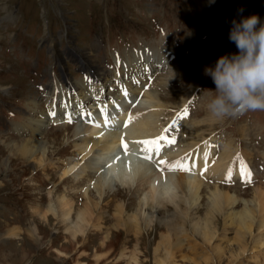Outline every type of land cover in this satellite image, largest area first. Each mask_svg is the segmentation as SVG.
I'll list each match as a JSON object with an SVG mask.
<instances>
[{"label": "rangeland", "instance_id": "obj_1", "mask_svg": "<svg viewBox=\"0 0 264 264\" xmlns=\"http://www.w3.org/2000/svg\"><path fill=\"white\" fill-rule=\"evenodd\" d=\"M240 8L243 9L244 17L255 14L264 23V0H215L214 3H210V0H0V264H132L136 254L135 249L138 250L135 264H158L157 259L160 258V253H156V248L160 243L161 234L157 233L154 236L156 231L144 226L141 227L140 233L136 234L125 229L116 232L114 229L115 217L113 215L116 202L130 206L131 213L135 214L138 208L137 202L143 198L142 196L139 200L135 199L137 197H132V191H128L126 195H122V192L116 194L119 189L123 188L119 182H114V191L111 192L115 193L114 195L108 196L109 193H107L103 197L105 203L109 204V208L103 206L105 214L102 233L88 229L85 237L76 242L71 241L66 235V226L60 220L50 216L49 222H43L39 219V214L34 211L46 210L51 199L55 200L59 195L66 196L73 199L76 204L77 211L72 219L76 222V216L84 202L83 190L90 179V176L89 178L80 176L81 180L74 182L70 174L62 180V173L69 166L77 164L76 171L79 172L84 167L81 155L74 153L73 141L76 143V139L71 138L68 131H73L74 127L81 123L84 128L86 122L82 120L73 126L48 127L52 113H54L53 119L61 122L66 118L67 120L73 118L76 112H71L70 107L67 108L63 104L60 110L52 108L50 102L52 112L50 116H45L47 113L44 107L47 98L37 85L44 86L55 68L60 72L59 75L69 85H72V91H79L78 96H82L79 100H84L85 97L88 99L89 94L97 89L112 88L114 91L112 96L116 97V101L112 103L108 101L107 104H117L123 108L122 112L116 109V113L123 122L126 117L125 110L132 105V100L139 103L142 98H139L140 93L143 96L145 92L151 91L146 89L142 91L135 86L133 91L126 95L123 94L122 100L125 101L129 96L131 98V104L125 103L127 107H123V101L118 98L117 91L122 92L120 88H125L126 81H132L129 78L131 74L137 73L140 68L141 71L146 72L142 70L141 63L134 67L131 63V67H126L128 61L133 62L139 59L142 56L140 51L145 48L130 49L144 42L150 44L156 42L151 51L152 55H149L150 58L154 57L155 64L169 62V56L165 54L162 57L161 54H164L163 47L167 52L172 45L170 43L157 45V36L160 35L156 26L165 33H172V31L179 33L180 28L184 33L181 37L184 46L192 49L190 56L184 58V61H179L181 64L177 66H174L173 62L169 64L171 68L156 65L160 67V73H157L156 81L152 78L149 87L152 89L155 84V88L160 86L163 88L162 95L156 90V94L164 105L161 119L164 115L169 116L167 107L176 108L190 101L187 108L194 111L195 119L190 117V112L186 117L181 114L178 119V121L190 123L184 125L191 129L188 130V137L186 139L183 137V143L205 140L216 150L212 145L213 140L224 135H231L225 138L219 153L215 151L212 154V159L225 150L224 145L229 141L233 142V149L242 150L239 157L247 159L249 170V160L254 155L253 162L256 166L253 167L251 164L254 177L250 181L253 184L247 183L242 178L225 179L222 184H219L221 180L215 183L213 178L207 179L202 193L204 199L196 215L201 220L207 216L208 200L206 197L209 188L213 189L217 186V188L232 191L238 195L241 203L235 207L236 211L244 208L242 201L251 202L254 199L252 196L257 188L264 190V162L259 159V151L264 150V145L261 143L258 146L255 145L260 140V133L264 136V110L261 116L249 117L248 115L247 119L246 116L216 118L208 112L205 94L202 92L205 89H215L212 79L209 77L211 84L209 88L196 83V80L204 74L205 66L214 65L220 56L237 51L236 45L229 40V32L232 20L241 19L237 13ZM173 36L172 44L174 45L175 34ZM200 37H203L201 41ZM90 41L93 42L90 43ZM98 45H102L100 47L102 52L98 49ZM116 47L123 54L126 53L125 49L128 50L120 69H115L114 66ZM81 51H86L89 55L91 54V57H86L83 53L80 55ZM108 52L112 54V57H109ZM53 54H56V58ZM117 60L118 63L121 62L120 59L117 58ZM176 61L178 60L174 62ZM72 62L81 67H90L93 73L99 74V78L102 77V81L81 86L82 81H77L81 77L79 74L81 71L79 67H72ZM67 64H69L68 67ZM181 70L184 71L181 73ZM107 71L110 79L107 77ZM151 73L137 75V77L141 79L148 77L149 80ZM133 85L127 86L132 87ZM88 86H94L89 93L86 89ZM143 86L146 88V84ZM195 87L201 88L197 94ZM52 89V95L60 90L55 83ZM49 94L50 92L48 96ZM61 101L64 102V100ZM86 111H83V114L87 118ZM57 112L63 115L57 116ZM41 116V119H45L46 122L43 126L31 125L33 120L40 119ZM196 121L204 122L199 127L193 128ZM230 122L233 123L232 129L225 126V123ZM256 122L258 123L256 126L250 124ZM16 123L31 125L29 128L32 134L16 130L13 125ZM237 127H239V134L243 136L238 135V137L250 147L241 149V144L236 143L239 139L236 136L234 138L231 132ZM62 129L68 131H62ZM98 132V128L91 131L89 142L96 143L100 135ZM186 133L187 130L183 134L186 136ZM201 134L203 136L200 138L198 135ZM206 136L215 137L205 138ZM29 140L46 143L48 160L46 159L45 163L40 165L38 162V159L42 158L40 152L35 156L37 160L22 158L23 145ZM95 150L97 148L91 155ZM202 150L197 148L196 152L202 155ZM241 153H245L247 157L242 156ZM127 159L129 158L123 156L120 161ZM237 161V156L234 154L231 162L234 164ZM243 161L246 162L244 159ZM85 166L88 170L89 165ZM238 173L236 170L235 177ZM91 192L92 197L98 200V195L93 190ZM133 198L137 200L136 203L132 200ZM109 201L116 202L112 204ZM160 209L159 211H148L153 223L166 221L176 210L173 211V208L169 206ZM43 213L45 212H41V215ZM188 226L192 228L190 223ZM16 227L21 231L19 238L9 234L15 232ZM236 232L237 227L234 226L225 230L222 226L218 230L214 244H220L225 248L219 261L205 258L207 247L200 238L197 240L198 238L194 235L191 237L193 242H190L194 248L189 247L188 251L186 246L182 253L194 252V256L200 257L195 264H264V246H262L264 230L255 229L252 234L244 235L242 243L239 242ZM105 237H110V239L102 246ZM239 244L246 245V251L232 262L230 253L237 250ZM96 255L104 256L97 258ZM176 264H194V262H186L182 256L178 255Z\"/></svg>", "mask_w": 264, "mask_h": 264}, {"label": "bare ground", "instance_id": "obj_2", "mask_svg": "<svg viewBox=\"0 0 264 264\" xmlns=\"http://www.w3.org/2000/svg\"><path fill=\"white\" fill-rule=\"evenodd\" d=\"M156 28L158 27L156 26ZM92 42L90 41V43ZM140 52L142 56H140L139 59L134 60L133 62L128 61L126 67H131V63L133 64V67L136 65L138 66L139 60L150 61V50L147 52V50L144 49ZM163 52L164 54H161L162 57H164L167 53L165 47H163ZM81 53L86 55V57H91V54L89 55L88 53H86V51H81L80 55ZM53 55L56 58V54ZM144 56L145 58H143ZM72 63V67H79V70L81 71L79 72L81 77L79 80H77L82 81L81 86L100 82L102 77L99 78V74L97 75L93 73L90 67H81L78 66L75 62ZM98 63L100 64V61H98ZM179 64H181L179 61L173 62L174 66H177ZM68 65L69 64H67V67ZM184 70H181L180 72L182 73ZM83 73H85V77L83 76ZM148 73V71H141L140 68L137 73H133L135 76H133V74H131V77L129 76L132 81H126V85L134 84L133 81L135 78L141 79L139 77L140 75H147ZM137 75L139 76L137 77ZM107 77L109 78L108 71ZM61 80L66 84L63 85L65 88H69L70 90H72V85H69L63 78ZM52 85L50 84L49 86L50 88L48 89V93L50 92V94L49 96L47 94L48 97H51L52 95ZM93 87L94 86H88L86 88L87 92L89 93V90ZM57 88L60 90H57L56 94L52 95L54 97V100L51 101L50 105H52V108L55 107L59 110L63 106L69 108L65 101H61L63 100L61 88L58 87V85ZM154 88L155 84L150 92L147 91L143 94L144 98H141L140 102L137 103V105L133 108V111L131 113V123L129 127L125 129V131L128 132V134L132 137H144L153 135L162 131L163 129L161 117L163 116L164 105L162 104L163 102L161 103V99L156 94V90H158V88L156 87L155 90ZM101 91L97 89L94 91V93H97L98 95V93H103V91ZM78 92L79 91H77V94ZM117 92L119 94L118 98L122 100L123 93L120 91ZM194 93L192 94V96L194 95ZM81 97L82 96H77L74 99L76 100L74 102L75 107L81 104L82 100H79ZM58 98L60 100H57ZM115 99L116 97H113L110 103L116 101ZM120 100L118 102H120ZM122 101L123 107H127L125 103L131 104V102H128L127 98L125 99L126 102L124 100ZM148 105L152 106V108H148ZM116 112V108L113 106L109 114L110 117L114 118L113 122L115 123H110L107 120L106 125H104L101 117H95L93 119L98 118V120H96L93 124L85 123L84 128L82 127L83 124L81 123L74 127L73 131L70 132L68 130L62 129V131H68V134L71 136V138L76 139V143H74L73 141L75 150L74 153L81 155V160L84 162V167L80 172L78 170L76 171L77 164L66 168L62 173V180L70 176V174L73 177L74 182H79V180H81L79 178L80 176H83V178H85L86 176H88L89 178L90 176V179L88 180V184L85 185V188L83 190L84 202L81 206V209L79 210V213L76 216V222H74V220L72 221L77 211L76 204L73 202V199L61 195H59L55 200L51 199L46 210H34L39 214V219H41L43 222H49V217L53 216L56 219L60 220L66 226V235H68L71 241L74 242L78 241L80 238L83 239L88 229L95 232L98 231L100 233L103 230V218L105 214L103 206L109 208V204L105 203L103 197L107 193H109L108 196L114 195L115 193H111L114 191V182H119L121 187H123V190L121 189V191L119 189L117 192L115 191L116 194L122 192V195H126L128 191H132V197H137H134L135 199L139 200V198L142 196L143 198H141L140 202H137V200H134V198L132 199L134 200V203H138L137 212L135 214L131 213L132 209L130 206H126V204H123L121 202L118 203L116 201H109L112 204L116 202V204L114 205L115 213L113 215V217H115L114 229L116 230V232H118L120 229H125L130 233L135 232L136 234L140 233V230L142 229L141 227L144 226L145 228H151L152 231L155 230L156 232L154 236L157 233L161 234L160 243L156 248V253H160V258L157 259L158 264H176V256L178 255L180 257L182 256L184 261L194 262L195 264V261H197L200 257L194 256V252L182 253L183 248H185L186 246L188 251L189 247L194 248V245H190V242H193V239L191 238L193 235L198 238L197 240H199L200 238L201 241L206 245L207 251L205 252V258H208L211 261H216L218 259H221L222 254L225 251V248L220 244H214L217 239L216 236L218 234V230L222 226H224V230L229 228L230 226L237 227L236 234L240 243L243 242L244 235L252 234L255 229L264 230V190L260 188H257L253 193L252 197L254 199L251 202L242 201L244 204V208L240 211L235 210V207L241 203L238 195H236L232 191L217 188V186L216 188L213 187V189L209 188V193L206 197L208 200L207 216H205V218L201 220V218L196 215V211H198V208L200 207V204L204 199L202 193L205 187V181L207 180H205L206 177L211 176L214 178V180L220 181L226 178V175L230 168L232 169L231 177H235L236 170H238L239 172L238 176H236L242 177L240 171L241 162L244 165L247 164L246 167L249 170L246 158H241L236 163L232 164L231 160L234 159V154L235 156H238L239 153L242 152V150L233 149L232 141H229L224 145V147H226L225 150L217 155L215 159H212V154H214L216 150H214L208 142L203 140L201 142L192 141L189 143H183V145L181 146L172 145L163 152V155L161 157H155V159H153L152 161H148L150 163L149 164L145 160L141 159V161L137 156H128L126 154L117 155L119 153L120 134L124 130H120L122 128V121L120 120L121 117L119 118ZM45 116H47V114H45ZM78 120L82 121L81 119ZM203 122L196 121V125L193 128L199 127ZM45 123V119H37L33 120V123L31 125L39 124L43 126ZM96 125L100 126L97 127ZM29 126H18V128H24V130H29L32 133V130L29 128ZM95 128L99 129L98 134L100 135L96 143H91L89 142V135L91 131H95ZM198 136L201 138L203 134ZM96 148L97 150H95L93 155H91ZM197 148L203 149L201 151L202 155H200L199 152H196ZM22 150L23 152L21 153V156L23 159L37 160L35 159V156L38 152H40L42 154V158L38 159L39 164L41 165L48 160L46 156V143H43L41 141L29 140L23 145ZM205 153L208 154L207 159H205ZM241 154L242 156L247 157L245 153ZM123 156L129 159L120 161ZM181 158L187 159H185V163H187L189 167L192 168L191 172L180 170L171 171L169 170L167 165H161L160 163H158V160H165L169 163H172ZM243 159L246 162H244ZM85 165H89L88 170L87 166ZM193 165L194 167H192ZM205 168H207V171H204ZM91 190H93L98 195V200L92 197L93 193L91 192ZM166 206L173 208V211L174 209L176 210L166 221L153 223V220L148 215V211H159L160 208L162 209ZM43 211L45 213L41 215V212ZM188 219H190V221H188ZM217 221L219 222L217 223ZM188 223L191 224V229L188 226ZM15 229H17V227ZM33 231L35 232L34 229ZM9 234L16 238H19L21 236V231L20 229H17L15 232H11ZM109 239L110 237H105L103 239L102 246L108 243ZM262 246H264V243ZM137 251L135 249L136 254ZM245 251L246 245L239 244L238 249L235 251L233 250V252L230 253V260L232 262L235 261L241 255H243ZM136 254L135 258L133 257L132 264H135V262H137ZM96 256L97 258H99L100 256L104 255Z\"/></svg>", "mask_w": 264, "mask_h": 264}, {"label": "clouds", "instance_id": "obj_3", "mask_svg": "<svg viewBox=\"0 0 264 264\" xmlns=\"http://www.w3.org/2000/svg\"><path fill=\"white\" fill-rule=\"evenodd\" d=\"M215 0H210L214 3ZM233 19L230 42L237 51L220 56L203 73L212 79L215 89H205L206 108L216 117H238L247 111L264 110V23L258 15Z\"/></svg>", "mask_w": 264, "mask_h": 264}, {"label": "snow or ice", "instance_id": "obj_4", "mask_svg": "<svg viewBox=\"0 0 264 264\" xmlns=\"http://www.w3.org/2000/svg\"><path fill=\"white\" fill-rule=\"evenodd\" d=\"M53 115H54V113H53ZM187 115H188V110L184 109L182 116L186 117ZM131 119L132 118L130 117L129 121H128L129 123L131 122ZM173 124H175V121H173ZM96 126L99 127L100 125H96ZM125 126H127V124ZM170 128H171V125L169 126V128H165L163 130V132L161 133V135L155 139L138 141V143L150 146L148 148L143 149L145 152L154 151L156 155H159L162 141L164 143H166L167 145H172L176 142L175 137L169 138L167 136V133L169 132ZM121 143H122V146L125 148V150H127V144L123 141V138L121 140ZM207 155L208 154L205 153V159H207ZM144 158L151 160L152 156L146 155ZM185 159L186 158H181V159H179L175 162H172V163H169L165 160H160L159 163L160 164H167L169 170H171V171L180 170V171L191 172L192 168L189 167V165L187 163H185ZM237 159L238 160L241 159L239 157V155L237 156ZM192 167H194V165ZM204 171H207V168H205ZM240 171H241L242 178H244L246 182H250L251 181V172H250V170L247 169L246 165H244L242 162H241ZM201 174H203V173H201ZM231 176H232V169L230 168L227 175H226V179L231 180Z\"/></svg>", "mask_w": 264, "mask_h": 264}]
</instances>
